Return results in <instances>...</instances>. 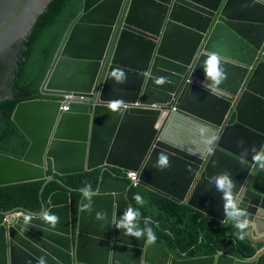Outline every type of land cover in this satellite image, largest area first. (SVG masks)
Instances as JSON below:
<instances>
[{
	"label": "water",
	"instance_id": "1",
	"mask_svg": "<svg viewBox=\"0 0 264 264\" xmlns=\"http://www.w3.org/2000/svg\"><path fill=\"white\" fill-rule=\"evenodd\" d=\"M50 1L0 0V100L14 97L17 52ZM40 90L95 101L66 110L47 98L18 102L12 117L30 143L22 157L0 153V186L43 179L42 191L60 181L55 175L116 167L225 221L226 192L216 185L227 173L248 226L264 233L263 0H82ZM136 101L158 107L121 104ZM160 153L169 166L158 165ZM81 192L75 223L65 190L52 191L38 212H2L23 214L0 225V264H264V246L246 259L177 258L137 220L142 239L119 226L131 208L125 192Z\"/></svg>",
	"mask_w": 264,
	"mask_h": 264
},
{
	"label": "trees",
	"instance_id": "2",
	"mask_svg": "<svg viewBox=\"0 0 264 264\" xmlns=\"http://www.w3.org/2000/svg\"><path fill=\"white\" fill-rule=\"evenodd\" d=\"M81 4L82 0H51L17 52L18 68L8 79V85L14 89V97L0 100V153L22 157L26 152L30 141L12 114L21 100L48 96L40 91V85L68 24L80 11ZM56 177L63 184L57 179L50 180L43 186L41 194L42 179L0 186V225L4 219L2 212L18 207L38 211L41 198L45 199L54 190L66 189L65 186L71 188L68 191L74 223L81 190H93L100 185L102 190L125 192L133 211L140 213L139 223L145 229L151 227L156 239L179 257L209 255L218 251L250 257L256 251L250 240L236 235L239 229L233 221H220L187 202L176 201L143 185H133L119 168L102 173L100 168H93ZM136 195L142 198L143 203L136 201ZM145 218L152 223L145 225Z\"/></svg>",
	"mask_w": 264,
	"mask_h": 264
},
{
	"label": "clouds",
	"instance_id": "3",
	"mask_svg": "<svg viewBox=\"0 0 264 264\" xmlns=\"http://www.w3.org/2000/svg\"><path fill=\"white\" fill-rule=\"evenodd\" d=\"M264 1V0H263ZM82 5V4H81ZM77 15V14H76ZM72 21V20H71ZM64 35V34H63ZM62 40V39H61ZM61 42V41H60ZM60 44V43H59ZM59 46V45H58ZM107 55V53H106ZM54 57V56H53ZM212 60L217 64L219 65L220 64V58L218 55H213L212 56ZM52 62V61H51ZM123 75V74H121ZM217 75H218V79H217V83L220 82V80H222L225 76V74L219 70L218 68V71H217ZM103 76V67L101 68V71L98 75V78H97V81H96V85L93 89V93L92 94H96V86L97 84H100L101 83V78ZM122 82V80L120 81ZM42 84V83H41ZM41 86V85H40ZM41 91V90H40ZM43 94L45 95H48L46 97H38V98H47V99H52V100H57L59 102H61V109L62 110H66L68 109V104L70 102H91L93 103L95 101V98L94 97H88L86 94L84 93H75L74 91H69V92H63V91H60V90H42L41 91ZM68 93H73V94H76V95H83L85 97V99H81V100H78V99H74V100H68V101H63V98H62V95L64 94H68ZM33 99V98H32ZM29 100V99H27ZM22 101V100H21ZM20 102V101H19ZM18 104V103H17ZM123 105V107H126V106H140V107H147V108H151V107H158L157 104H142L140 103L139 101H136L134 103H128V104H124V103H121ZM110 107L112 109H116L119 107L118 103H112L110 105ZM174 109V107H173ZM13 115V114H12ZM13 118V117H12ZM242 144V142H241ZM256 160H260V157L259 156H256L255 157ZM158 165L161 166V167H166V166H169V160H168V156L167 154L165 153H160L159 156H158ZM261 167L264 168V163L261 164ZM97 168H100V167H97ZM112 168H116V167H112ZM112 168L110 170H112ZM101 170V168H100ZM106 170V169H105ZM121 170V169H120ZM104 171V170H103ZM101 171V173L103 172ZM122 171V170H121ZM83 172V171H82ZM123 173H126L127 174V177L130 179L131 181V184L133 185H142L140 180H139V177H138V172L137 171H133V170H129L128 172H124L122 171ZM78 173V172H77ZM72 174V173H70ZM133 174V175H132ZM66 175V174H65ZM57 176V175H55ZM62 176V175H61ZM101 176V179H102V175ZM252 177V174L248 176L246 182H245V187L248 185L250 179ZM58 178V177H57ZM59 179V178H58ZM43 180V179H42ZM60 180V179H59ZM61 181V180H60ZM59 181V182H60ZM99 181H101L99 179ZM61 184H63V182L61 181L60 182ZM247 184V185H246ZM144 186V185H143ZM90 187V186H89ZM99 191L100 192H114V191H106V190H102L100 188V185L97 186ZM96 187V188H97ZM146 187V186H145ZM217 189L218 190H221V191H224L226 192V195H224V200L226 201L225 203V212H226V216H227V220L223 221V222H229V221H233L235 223V227L237 229H239V231L236 232V235L240 238V239H243V238H247L248 240H250L252 242V244L256 247V251L255 253L252 255L254 256L256 254V252L258 250H260L263 246H264V233H257L256 231H254L252 228H250L248 226V220H247V212H246V209L245 208H242L240 207L239 205L242 203V196H241V199L237 200L233 197L232 195V190L235 188V183L229 179L228 177V174L226 173L223 177V179L221 181H219L216 185ZM66 189H58V190H65L69 193V196H70V192L68 190H70L71 188L69 186H65ZM95 188V189H96ZM148 188V187H147ZM93 189V190H95ZM150 189V188H149ZM82 190H87V189H82ZM152 190V189H151ZM55 191V190H54ZM154 191V190H153ZM42 191H40V194H41ZM116 192V191H115ZM120 192H123V191H120ZM157 192V191H156ZM50 194V193H49ZM48 194V195H49ZM47 195V196H48ZM81 195H82V192H81ZM85 195H91V193L89 192H86ZM46 196V198H47ZM127 196V195H126ZM81 197V196H80ZM41 198V197H40ZM46 198H41V202L46 200ZM136 199V201L138 203H143L142 201V198L139 196V195H136L134 197ZM80 199V198H79ZM177 201V200H176ZM40 202V204H41ZM180 202V201H179ZM185 202V201H183ZM130 204V203H129ZM70 205H71V198H70ZM131 206V205H130ZM21 207H18V208H15V209H19ZM40 208V207H39ZM77 208H78V205H77ZM132 208V207H131ZM129 208L126 213H125V218L123 221L120 222L119 226L120 227H124L127 229V232L126 234H129V235H132L134 236L135 238L137 239H142L145 235V230L144 229H140L139 227H137L135 224H134V221H136L139 217H140V213L138 211H133V209ZM26 209V208H24ZM14 210V209H13ZM30 210V209H28ZM33 211V210H31ZM39 211V209H38ZM38 211H35V212H38ZM6 212V211H5ZM23 212L22 211H15L13 212L12 214L10 215H5L4 216V219L3 221H8L10 219V217L12 218H15V217H18L20 215H22ZM77 215V214H76ZM208 215V214H207ZM98 218H99V214H98ZM216 219V218H215ZM49 220L52 222L53 225H55L56 223H58L59 221V217L55 216V215H51L49 216ZM138 221V220H137ZM221 221V220H220ZM139 222V221H138ZM3 223V222H2ZM1 223V224H2ZM73 223V222H72ZM75 223V222H74ZM152 221L148 218H145L144 219V224L145 225H149L151 224ZM142 226V225H141ZM143 227V226H142ZM144 228V227H143ZM135 229V230H134ZM251 230L254 234L258 235L260 237V240L257 241V242H254L253 240H251L247 235H246V232L247 230ZM147 231V235H148V238L150 241H155L156 239V236L154 234V232L152 231V228L151 227H148L146 229ZM161 243V242H160ZM162 244V243H161ZM163 245V244H162ZM164 246V245H163ZM166 248V247H165ZM167 249V248H166ZM168 250V249H167ZM170 251V250H169ZM263 251H264V248H263ZM262 251V252H263ZM171 252V251H170ZM218 252H224V251H218ZM173 255H175L173 252H171ZM224 253H227V252H224ZM216 254V253H215ZM215 254H209V255H215ZM227 254H230V253H227ZM185 255V254H184ZM230 255H233V254H230ZM177 258H190V256H183V257H179L177 255H175ZM201 256H208V255H201ZM236 256V255H234ZM250 256V257H252ZM193 257H198V256H193ZM238 258H241V259H246V258H250V257H239V256H236Z\"/></svg>",
	"mask_w": 264,
	"mask_h": 264
},
{
	"label": "built area",
	"instance_id": "4",
	"mask_svg": "<svg viewBox=\"0 0 264 264\" xmlns=\"http://www.w3.org/2000/svg\"><path fill=\"white\" fill-rule=\"evenodd\" d=\"M62 98H63V101H70V100H74V99H78V100H81V99H85V97L83 95H76V94H73V93H68V94H64L62 95ZM133 175V174H132Z\"/></svg>",
	"mask_w": 264,
	"mask_h": 264
},
{
	"label": "crops",
	"instance_id": "5",
	"mask_svg": "<svg viewBox=\"0 0 264 264\" xmlns=\"http://www.w3.org/2000/svg\"><path fill=\"white\" fill-rule=\"evenodd\" d=\"M246 235L251 239L253 240L254 242H257L260 240V237L256 234H254L250 229L247 230L246 232Z\"/></svg>",
	"mask_w": 264,
	"mask_h": 264
}]
</instances>
